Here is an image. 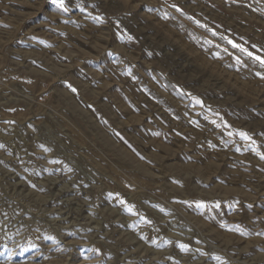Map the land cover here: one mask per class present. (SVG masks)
I'll return each mask as SVG.
<instances>
[{
	"label": "rangeland",
	"instance_id": "374dc122",
	"mask_svg": "<svg viewBox=\"0 0 264 264\" xmlns=\"http://www.w3.org/2000/svg\"><path fill=\"white\" fill-rule=\"evenodd\" d=\"M261 60L264 0H0V264H264Z\"/></svg>",
	"mask_w": 264,
	"mask_h": 264
},
{
	"label": "snow or ice",
	"instance_id": "6c2138e0",
	"mask_svg": "<svg viewBox=\"0 0 264 264\" xmlns=\"http://www.w3.org/2000/svg\"><path fill=\"white\" fill-rule=\"evenodd\" d=\"M55 2L56 3H58L59 5H61V6H63V0H55ZM234 47H239L238 45H233ZM241 51H245L244 49H241ZM248 55H252L251 53H248ZM256 59H260L259 57H256ZM261 62V64L262 65H264V60H261L260 61ZM73 91H75V89H73ZM240 135L242 136V137H245L246 138V136H245V134L244 133H240ZM262 159H264V157H262Z\"/></svg>",
	"mask_w": 264,
	"mask_h": 264
}]
</instances>
